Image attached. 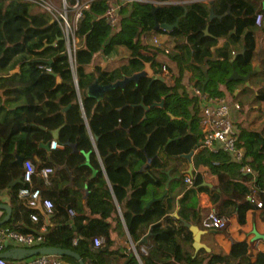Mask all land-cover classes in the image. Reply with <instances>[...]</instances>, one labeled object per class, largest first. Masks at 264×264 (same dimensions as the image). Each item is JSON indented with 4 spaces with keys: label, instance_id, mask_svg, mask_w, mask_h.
<instances>
[{
    "label": "trees",
    "instance_id": "16d2710c",
    "mask_svg": "<svg viewBox=\"0 0 264 264\" xmlns=\"http://www.w3.org/2000/svg\"><path fill=\"white\" fill-rule=\"evenodd\" d=\"M179 1L188 2L166 6L126 4L118 11L115 27L102 17L107 9L104 0L93 1L83 11L76 29L75 51L81 104L75 87L67 83L73 73L64 41L58 39L61 31L57 22L50 23V15L30 3L0 1V84L8 91L9 102L18 100L17 105L7 109L2 121L0 189L21 175L16 156L31 159L38 169L53 164L46 149L39 146L50 141L51 135L39 126L62 127V132L70 134L69 142L76 145L73 151L62 143L65 149L52 155L66 164L72 177L63 169L52 174L50 184L36 183L43 189L42 198L53 203L48 223L37 209L27 207L18 198L21 182L8 191L12 215L3 228L22 233L44 228L42 245L70 249L84 264H223L225 257L220 254L210 253L206 260L199 261L180 249L179 238L192 239L180 219L190 222L199 217L203 229L198 194L208 193L215 212L226 219V224L232 216L239 224L244 223L250 210L264 213V123L253 130L235 121L238 146L243 150L240 162L222 149L198 150L192 185L179 171L178 157L195 150L202 139L200 127L195 131L196 122L199 124L198 100L192 97L190 101L181 84L185 70L191 71L193 86L226 97L224 90L231 96L235 92L233 81H228L232 71L246 75L258 65L249 83L255 90V101H264L263 0ZM211 8L221 18H210ZM259 13L262 20L256 25ZM177 20L170 31L154 30L155 22L174 24ZM155 34L169 35L178 53L145 42L147 36ZM220 39L225 40L224 44L212 51ZM244 44V53L231 62ZM101 48L104 55L122 48L120 55L129 58L112 70L103 69L93 64V55ZM160 52L176 62L179 75L174 79L184 90L182 93L176 84H158L160 80L153 75L112 89L100 101L84 96L85 88L95 80L103 85L115 83L143 70L145 63L154 71ZM41 66H49L51 71ZM16 67L18 71L10 73ZM141 101L147 107L155 104L144 119ZM188 105L194 107L192 116ZM206 172L214 177L210 187L202 184ZM250 194L262 202V207L248 200ZM31 212L37 214L38 221L30 220ZM225 227L214 231H224ZM144 236L149 243L142 242ZM94 237H102L103 243L94 247ZM142 247H147L145 252ZM248 251L246 240L233 241L230 255L240 258ZM62 259L79 264L69 256ZM250 264H264V251H257Z\"/></svg>",
    "mask_w": 264,
    "mask_h": 264
},
{
    "label": "built area",
    "instance_id": "2783aa9c",
    "mask_svg": "<svg viewBox=\"0 0 264 264\" xmlns=\"http://www.w3.org/2000/svg\"><path fill=\"white\" fill-rule=\"evenodd\" d=\"M5 4L11 1L27 2L42 8L47 12L53 21L57 22L61 31V37L64 41L66 54L69 60L70 68L75 80V51L77 48L78 38L76 37V29L79 20L83 16V11L88 9L93 1L98 0H0ZM107 9L102 15L105 22L110 27H115L118 22L119 9L134 2H150L154 6H166L171 4H185L188 1L179 0H104ZM264 4V0H263ZM262 14H257L255 24L260 25ZM158 34L153 36V43H159ZM46 72H50L49 66H41ZM159 69L162 78L170 77L171 71L165 64H161ZM191 93L198 100L199 109V126L202 132V139L199 142L196 151L206 149L210 152H217L220 149L227 152L230 157L240 162L243 156V150L238 146L239 130L235 125V117L233 112L240 113L241 105L222 96L211 95L201 88L196 86L191 87ZM81 104V103H80ZM65 146L56 139L49 141V150L62 151ZM53 174L51 166H44L40 169L34 164L31 159H25L22 162V183L23 186L18 190V198L25 203L29 208H35L39 199L41 205L47 214H51L53 203L49 198H42L41 186L37 182H43L45 185L50 184V178ZM185 182L188 185L193 184V177L186 176ZM257 190H260L257 188ZM257 190H254L253 193ZM251 203L257 207H262V202L256 200L253 194L247 196ZM73 216V211H69ZM32 222L38 221L36 213L29 214ZM201 224L206 230H218L226 226V219L217 215L214 208L211 207L205 213L201 220ZM45 240L44 228L40 231L22 233L0 226V252H3L10 247L37 248L42 245ZM103 243L102 237H94L92 245L98 247ZM147 247H142L143 252ZM135 254L137 255L135 249ZM0 264H64L62 260L53 257L52 255L37 254L23 260H11L0 257Z\"/></svg>",
    "mask_w": 264,
    "mask_h": 264
},
{
    "label": "crops",
    "instance_id": "0c3cea01",
    "mask_svg": "<svg viewBox=\"0 0 264 264\" xmlns=\"http://www.w3.org/2000/svg\"><path fill=\"white\" fill-rule=\"evenodd\" d=\"M192 1H198V0H192ZM260 51L261 49L259 50V52ZM124 55H127V54H123L120 57H123ZM97 57L93 59L94 60L93 64H99L103 69H106V70H112L113 68L117 67L119 64L124 63V62H121L122 60L124 61L126 60V59H122L121 61H117V58H108L107 61H103L101 59H98ZM90 69L91 68H88L87 70H90ZM255 70L256 72L259 70L258 65H256ZM14 72L15 71L13 70L10 71V73H14ZM191 74L192 73L190 70H185L182 75V80H181V84H183L186 87V89L190 91H191V87L194 84V82L191 80ZM3 76H6V75H3ZM249 87L253 88V85ZM242 91H243V88L238 87L234 93L235 95H237V94H240ZM7 92H8L7 89L0 84V134H1V129H2V121L5 120L7 117L6 115L7 109L10 106L13 107L17 105L18 103L17 99L15 102L13 101L9 102L8 101L9 93ZM10 96L12 97L13 93H10ZM241 108L242 110L240 113L233 112V117H235L236 120L238 119L243 120V127L245 128L253 129V130L259 129L264 123V101L258 102L252 106H248L244 108L241 106ZM67 109L68 108H65L64 112ZM198 116H199V112H198ZM181 118L182 117H179L178 119L180 120ZM39 128L45 132H49L50 135H51V131L58 129V133H57L58 137L56 138V140L60 143L65 144V140L69 139L70 137V134L62 132V127L47 128L45 126H39ZM51 138L53 139L52 135H51ZM39 146H41L40 143H39ZM46 151L50 159L54 161L53 164L55 163L59 164L58 171L66 169L67 171H69L70 176H71V171L66 168L67 167L66 164L62 165L60 163V159H57L55 156L54 157L52 156L54 151H58V150H54V151L46 150ZM192 152L193 154L189 160L187 158L181 157V154L178 155L179 171H181V173H183L185 177L192 176L194 179V175L197 172V168L194 165V155L197 151L192 150ZM35 160L39 162L37 158H35ZM53 164H51V167L53 168V174L55 176V174H57L58 171H56V168L54 167ZM190 166L192 167L191 173H189ZM20 169H21V174H22V166L20 167ZM213 179L214 177L208 172H206L204 174V182L202 184L210 187L212 185L211 182L213 181ZM9 189L10 188L8 187L5 189H0V203L8 204ZM41 191L43 193L42 188H41ZM181 194L182 192L179 193V196H181ZM198 204H199V207L201 208V220H202V218L204 217L208 209L213 207L210 201V197L207 192L201 191L198 194ZM4 215L5 213L2 210H0V220L4 217ZM197 219H198V225H199V217H197L196 220ZM194 221H190L189 223H193ZM203 230H206V229L203 228ZM178 240H179L181 251L189 253L192 257L196 258L199 261L206 260L208 256L210 255V253H214V254H220L225 257V262L223 264H250L257 251L259 250L264 251V213L259 214V211H256V209L250 210L246 213V220L244 223L239 224L236 220V217L232 216L228 219L224 231L215 232L214 230H207V233L202 235L201 241L209 248V250L201 248L198 251H195L192 246V242H193L192 239L190 241H186V240L179 238ZM243 240H246L249 243V251L247 255H244L240 258H235L231 256L230 249H231L232 242L233 241H243ZM148 241L149 239H147V243H149ZM10 248H15V247H10ZM133 251H134V248H133Z\"/></svg>",
    "mask_w": 264,
    "mask_h": 264
},
{
    "label": "water",
    "instance_id": "95a60500",
    "mask_svg": "<svg viewBox=\"0 0 264 264\" xmlns=\"http://www.w3.org/2000/svg\"><path fill=\"white\" fill-rule=\"evenodd\" d=\"M155 10V9H154ZM153 10V12H154ZM187 12V10H185V13ZM213 17H218L221 18V16H217L213 9H210V18ZM53 20H51L50 23H52ZM177 22L178 20L174 23V24H166V23H158L155 22L154 25V30L157 29H163L166 31H170L173 27L177 26ZM58 39L62 40V37H59ZM224 43V39H220L218 41V44L215 45L214 47H212V51L216 48H219L223 45ZM245 44L242 48V50L240 52H236L234 53L231 62L236 58L237 55L239 54H243L245 51ZM103 52V48H101L99 51H97L94 55H93V59H95L97 56H99L101 53ZM129 55H124L123 57H119L117 58V61H121L122 59H128ZM48 64H50V62H48ZM13 71H18V68H15ZM256 72V70L250 71L248 72L246 75H240L238 74L235 70L232 71V73L230 74V76L228 77V81H237V80H241L243 81L247 86L249 85V78L252 74H254ZM55 78H56V82L60 83L61 79L59 78V76L55 73L52 74ZM154 75V71L151 69L150 64L149 63H145V67L143 70L132 74L131 76H125L123 77V79L116 81L115 83L112 84H107V85H103L100 84L97 80H95L92 84H90L87 88H85L83 94L86 97H91L94 98L97 101H100L104 98V95L112 90V89H116V88H122L124 87L128 82H135L137 83L140 78L142 77H152ZM68 84H72L77 92V97L79 102L81 103V97H80V92L78 90V86H77V80L74 79V77L72 78L71 81L67 82ZM162 104V101L161 103ZM139 106L144 108V116L143 119L145 118V113L153 106H155V104H153L150 107H147L144 105L143 101L140 102ZM68 108V106L66 107ZM64 109H62V111L64 112ZM120 110V109H118ZM58 129L57 130H53L51 131V135L53 137V139H56L58 137ZM95 138H92V142L95 146ZM41 146H43L46 150L49 151V141L46 143H40ZM193 152L190 151L189 153L186 154H181V157L187 158L188 160L191 158ZM177 157V156H175ZM151 160H148V164L150 163ZM22 162H23V158L20 156H16L15 159V163L18 164V166H22ZM67 168V167H66ZM192 172V167L190 166V170L189 173ZM69 173V171H68ZM70 175V173H69ZM170 180V178H169ZM22 182V178L21 176H18L17 178H13L9 184L7 185L8 188H12L14 187L17 183H21ZM168 184V183H167ZM205 184V183H204ZM35 209H37L40 214L44 217L46 224L48 223L49 218L51 217V214H47L42 205H41V199L38 200ZM0 210H2L5 215L4 217L0 220V226L4 225L5 223H7L10 219H11V215H12V208L11 206H9L6 203H0ZM175 217H177V213L174 214ZM180 222L183 224V226L187 227L189 229V231L192 234V246L194 248L195 251H198L201 248H204L206 250H209V248L201 241V237L203 234L207 233V230H203L199 227L198 225V219L195 220L193 223H189L186 221H183L180 219ZM123 225L126 229L125 223L123 221ZM148 237L144 236L142 239L143 243L147 242ZM134 248V247H133ZM37 254H43V255H52V256H69L72 257L74 259H76L78 261L79 264H84L83 260L81 259L80 255L70 249H62V248H57V247H51V246H41V247H37V248H24V247H15V248H10L7 249L3 252H0V257L6 258V259H11V260H23L25 258L31 257L33 255H37Z\"/></svg>",
    "mask_w": 264,
    "mask_h": 264
},
{
    "label": "rangeland",
    "instance_id": "374dc122",
    "mask_svg": "<svg viewBox=\"0 0 264 264\" xmlns=\"http://www.w3.org/2000/svg\"><path fill=\"white\" fill-rule=\"evenodd\" d=\"M198 1H201V0H198ZM205 2L209 1V0H204ZM38 9H35L33 12L37 11ZM153 36L154 35H151V36H147L146 39H145V42L151 46H157V47H161V46H165L167 48L168 51L171 52V54H174V53H178L175 49H173V45H174V41L170 38L169 35H165V34H158L157 35V38L159 40V43L157 44H154L153 43ZM77 45H78V42H77ZM120 52L123 53V49L122 48H115L113 49L108 55H104L103 52L100 54V59L103 60V61H107L108 58H118L120 57ZM157 60V66L156 67H160L161 64H165L166 66H169V70L171 71V76L172 77H167V78H164V79H159L160 81L158 82V84H161V85H169L171 86L172 84L175 85L176 84V80L174 79V77H177L179 75V69H178V66L176 64L175 61H171L169 60L168 58V55L164 52V53H159V55L157 56L156 58ZM121 62H125L124 60H122ZM193 82H195V80H192ZM177 85V88H178V91L180 93H182L184 90H182L181 88H179V83L176 84ZM251 85H246L243 81L241 80H237V81H234L233 80V88L235 89V91L237 90V88H243V90L245 89L246 91H243L241 92L240 94H237L235 95V93H233L234 96H231L230 95V92L228 90H224L225 92V96L227 99H232V100H236L238 101V103L240 104H243L242 107H248V106H252L256 103H258L257 101H255V90L253 91L251 87H249ZM249 88V89H248ZM187 96H188V99L189 98H192V97H195L192 95L191 91L190 90H185L184 92ZM181 95V94H180ZM196 98V97H195ZM190 100V99H189ZM192 101V100H190ZM240 104V105H241ZM188 107L190 108L191 107V114L189 116H192L194 114V110H193V106H190L188 105ZM261 113V112H260ZM144 116V115H143ZM198 117V114L196 116V119ZM196 122V121H195ZM237 122H239L241 125L243 124V120H236V124ZM195 131L196 133L198 132L199 130V124L196 122V125H195ZM243 127V125H242ZM65 143L67 144L68 148L70 150H76V145L71 141L69 142V139H66L65 140ZM54 167L56 168V171L59 170V164L58 163H55L53 164ZM64 165V164H62ZM53 257H56L60 260L63 261L64 264H70L69 262H67L65 259L63 260L62 257L64 256H53Z\"/></svg>",
    "mask_w": 264,
    "mask_h": 264
},
{
    "label": "flooded vegetation",
    "instance_id": "af4514ba",
    "mask_svg": "<svg viewBox=\"0 0 264 264\" xmlns=\"http://www.w3.org/2000/svg\"><path fill=\"white\" fill-rule=\"evenodd\" d=\"M154 77L157 79H164L160 76L159 69L157 67L154 69Z\"/></svg>",
    "mask_w": 264,
    "mask_h": 264
}]
</instances>
